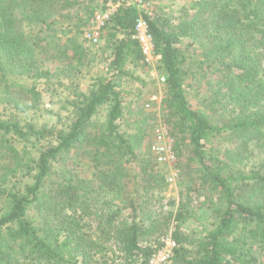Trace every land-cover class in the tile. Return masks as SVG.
Masks as SVG:
<instances>
[{"label": "trees", "instance_id": "16d2710c", "mask_svg": "<svg viewBox=\"0 0 264 264\" xmlns=\"http://www.w3.org/2000/svg\"><path fill=\"white\" fill-rule=\"evenodd\" d=\"M109 1L0 0V264H147L167 235L170 264H264V0H192L176 18H148L163 118L187 157L178 201L147 143L134 6L104 28L107 66L86 69L84 33ZM185 38L223 73L197 105ZM57 84L59 110L43 105ZM197 209L206 217L183 230Z\"/></svg>", "mask_w": 264, "mask_h": 264}, {"label": "rangeland", "instance_id": "374dc122", "mask_svg": "<svg viewBox=\"0 0 264 264\" xmlns=\"http://www.w3.org/2000/svg\"><path fill=\"white\" fill-rule=\"evenodd\" d=\"M154 1V6L156 8L153 10V13L155 14H161L164 16V18L170 17V18H176L177 15L180 14V9L178 12H174L173 10L168 9V4H172L171 2L175 3V6H182V5H187L190 6L192 0H153ZM159 4H163V7H160ZM159 6V7H157ZM84 39V37L82 38ZM84 41V40H83ZM190 42V39L185 38L184 41L179 43V46L182 48L183 51H185V65L187 67V82H186V92L188 99L193 105H197L198 103H201L200 99L207 97L211 90L210 84H215L217 83L218 80L223 79V73L222 75L220 74L218 76L217 73H215V67H210L207 66L205 63H201V57L198 55L199 49L196 50L195 46H188L187 43ZM102 43V42H101ZM91 49H93L94 55L91 56L90 59L93 61L90 66L88 67L87 65V71L94 70V72L98 71L100 68L103 71L102 67L107 66V62H103V58L106 55H103L105 52L101 46H103V43L100 45H96L98 49H95V46H92L89 43H86ZM99 54V55H98ZM49 65H53V62L49 60L48 62ZM86 71V72H87ZM144 79L146 80V86L143 89L141 93V97L145 100V103L147 104L148 102H151V107H147L145 104L146 110L151 114V132H150V138L151 139V134H152V122L157 116H162L164 117L162 110H161V101L163 97V84L159 83L158 80L153 77L150 73V70L144 66L143 70H141ZM137 81L133 82V85L137 86ZM85 88V87H83ZM129 88V87H126ZM131 88V86H130ZM139 88V87H138ZM137 87L133 88L132 94H130V97H133L134 94L139 92V89ZM68 94L67 91H65L60 85H55L54 88L51 87H46L44 92H43V105L46 106L47 108L59 110L61 107L64 98ZM129 97V99H130ZM147 142L148 145L150 142ZM223 142H225V139L222 137H219L218 139V145H223ZM146 144V143H145ZM147 145V144H146ZM186 156L184 157H179L178 156V163L176 166H174L173 171H179V178L177 179L176 182L174 183H168V188L166 190V195L167 197H172L176 198L178 201L180 190H181V185H179V179L182 177L184 174V168L183 164L186 160ZM154 159V158H153ZM158 170L164 174L165 178H167L168 174L172 172V169L169 166H159L155 164V170ZM83 175L84 176H89L90 175V170L89 168L84 167L83 168ZM189 174L191 175H196L197 171L194 169L189 171ZM176 205L174 206V208ZM203 209H197L195 210V215L187 221L185 225H183L182 229L183 230H188L192 231V228L196 226V224L199 222V220L205 218L206 216H203ZM206 225L203 224V226L199 227V230H202L205 228ZM190 229V230H189Z\"/></svg>", "mask_w": 264, "mask_h": 264}, {"label": "built area", "instance_id": "2783aa9c", "mask_svg": "<svg viewBox=\"0 0 264 264\" xmlns=\"http://www.w3.org/2000/svg\"><path fill=\"white\" fill-rule=\"evenodd\" d=\"M127 4L134 6L138 13L134 23L133 37L138 41L143 64L159 83L164 84L166 75L161 73L162 54L157 51L148 19L155 7L153 0L109 1L105 7L95 11L90 20V25L84 33V37L92 45L101 44L104 28L111 21L117 10L122 5ZM146 106L151 107V102H148ZM149 142V149L154 157L155 164L162 167L169 166L172 169V172L166 178L167 182H176L179 178V171H173L174 166L178 163L175 138L171 134L169 124L162 116H157L153 120ZM176 247L177 241L171 235L165 236L161 241V246L150 256L147 264H170Z\"/></svg>", "mask_w": 264, "mask_h": 264}, {"label": "crops", "instance_id": "0c3cea01", "mask_svg": "<svg viewBox=\"0 0 264 264\" xmlns=\"http://www.w3.org/2000/svg\"><path fill=\"white\" fill-rule=\"evenodd\" d=\"M172 4H168V9L172 8L174 12H178L179 9L182 8V6H175V3L174 2H171ZM159 5H163V4H159ZM158 7V6H157Z\"/></svg>", "mask_w": 264, "mask_h": 264}]
</instances>
